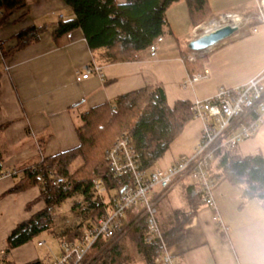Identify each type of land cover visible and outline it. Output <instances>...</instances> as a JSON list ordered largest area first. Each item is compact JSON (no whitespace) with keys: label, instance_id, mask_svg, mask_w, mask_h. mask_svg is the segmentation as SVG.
<instances>
[{"label":"crops","instance_id":"0c3cea01","mask_svg":"<svg viewBox=\"0 0 264 264\" xmlns=\"http://www.w3.org/2000/svg\"><path fill=\"white\" fill-rule=\"evenodd\" d=\"M208 1L209 17L195 26L185 1L172 4L167 8L168 27L157 54L152 57L144 50L139 59L128 62H104L101 50L92 51L79 28L55 40L52 30L60 16L68 19L72 15L64 0H27L26 15L22 17L20 14L24 12H20L0 25V39L7 41L8 46L15 43L14 36L22 29L31 25L46 27L36 42L0 62L3 65L0 66V127L7 124L0 133V149L5 157L4 169L11 172L0 177V255L3 258L16 264L35 260L50 264L56 259L54 252L51 256L39 251L37 246H43L44 240L37 245L30 241L6 252V238L17 223L45 207L44 201L27 207L40 195L38 186L24 192L8 191L22 177L17 166L77 148L76 127L82 112L146 86L161 85L169 106L179 100L206 99L219 87L237 86L264 72V27L255 19L264 0ZM226 13H236L253 21L207 49L202 55L204 67L209 71L207 77L183 87L182 82L189 75L183 57L189 41L195 38L202 23ZM253 26L258 27L257 32H252ZM91 64L100 66L101 73L94 72L78 80V73H84L83 67ZM199 133L200 129L196 140ZM253 138L250 155L264 154V126ZM181 151L162 159L170 166L183 154ZM236 152L245 156L239 146ZM191 183L189 180L178 182L161 199V223L169 224L175 209L189 212L184 192ZM176 186L181 191L180 204L167 200ZM214 195L217 209L200 205L189 215L183 227V239L170 247L176 261L180 264H264V203L258 199L245 200L243 187L231 184L224 177L218 179ZM131 232L120 239L125 261L147 264L133 232L134 247L130 251L124 246V237Z\"/></svg>","mask_w":264,"mask_h":264},{"label":"trees","instance_id":"16d2710c","mask_svg":"<svg viewBox=\"0 0 264 264\" xmlns=\"http://www.w3.org/2000/svg\"><path fill=\"white\" fill-rule=\"evenodd\" d=\"M178 1L181 0H125L123 3L117 0H64L72 15L68 19L61 18L52 30V35L55 40H59L79 28L89 48L92 51L101 50L104 62L135 61L157 37L163 35L168 27L167 8ZM183 1L188 6L194 26L209 17L211 9L208 0ZM26 8L27 0H0V12L3 15L0 25L11 21L20 12H24L20 14L23 17ZM44 29L45 26H28L14 36L15 43L9 46L7 41L2 40V54L8 58L31 42H36ZM204 62L205 57L201 56L194 61L185 58L184 63L188 73L194 74L204 72ZM190 103L179 100L169 106L164 88L157 85L122 94L111 102L82 112L76 127L79 137L77 148L63 150L49 157L42 156L36 162L16 167L23 174L8 192H24L38 186L40 195L37 201H44L45 207L29 219L17 223L6 238V252L26 245L44 232L55 235L60 243L81 239L93 220L113 206L120 188L127 183L126 177L112 173L106 158V151L113 145L117 135L128 133L141 167L145 170L154 169L187 122L194 118ZM6 126L0 127V133ZM236 149L233 147L217 151L211 165L212 175L242 186L245 200L258 199L264 203V154L258 152L256 155L241 156ZM4 162L5 157L0 149V174L6 172ZM51 171L63 176L64 182L54 185L50 178ZM95 180L103 181L106 188L104 193H96ZM76 196L82 197V200L73 203L71 211H79L80 223L66 228L56 225L54 210ZM184 199L190 208L189 212L175 209L169 224L161 223L158 204V222L163 240L169 247L183 239V227L189 215L204 204L202 192L195 183L186 185ZM130 230L135 234V243L147 264H154L163 249L162 241L155 238L152 242H146L148 225L145 218L137 221ZM106 243L101 239L94 244L85 260L90 255H98V264H127L120 241L109 249L105 248ZM3 260L5 264H16L8 261L5 256ZM25 264L46 263L35 260Z\"/></svg>","mask_w":264,"mask_h":264},{"label":"built area","instance_id":"2783aa9c","mask_svg":"<svg viewBox=\"0 0 264 264\" xmlns=\"http://www.w3.org/2000/svg\"><path fill=\"white\" fill-rule=\"evenodd\" d=\"M238 16L242 17L236 13H226L220 15L218 20L224 26L231 24L229 19ZM255 19L258 25L264 27V8L259 9ZM251 21L253 20L248 17L243 26L248 27ZM257 31L258 27L253 26L252 32ZM162 41L163 35L157 37L149 46L148 51L152 57L157 54ZM3 45L0 40V62L5 60L2 54ZM204 52L188 49L185 58L194 61ZM83 69L85 72L78 73V80L88 78L94 72L101 73V67L95 64L85 65ZM208 73L209 71L204 69L203 73L189 74L182 86L188 87L207 77ZM190 104L194 117L202 121L200 140L196 146L188 148L175 163L166 168L143 169L130 135L122 133L117 136L113 145L106 151V158L112 173L126 177L127 183L120 188L113 206L93 220L81 239L60 243L62 252L50 264H95L90 263L89 259L85 260L94 244L101 239L109 242L116 237H122L142 218L146 219L148 225L146 242H152L155 238L162 241L163 249L154 264H180L163 240L157 218L158 204L174 185L189 180L202 192L204 204L217 209L214 191L218 178L212 175L211 165L215 161L217 151L239 146L242 141L254 137L264 126V72L246 83L219 87L212 97L195 99ZM10 173L6 171L0 174V177L11 175ZM50 178L54 185L65 180L55 171L50 172ZM95 188L98 194L106 191L102 180H95ZM3 262L0 255V264H5Z\"/></svg>","mask_w":264,"mask_h":264},{"label":"rangeland","instance_id":"374dc122","mask_svg":"<svg viewBox=\"0 0 264 264\" xmlns=\"http://www.w3.org/2000/svg\"><path fill=\"white\" fill-rule=\"evenodd\" d=\"M263 8H264V6H263ZM0 15H1V17L3 16L1 12H0ZM219 17H216V19H214V18L210 19L209 21L202 23L199 26V29H197L195 37L201 36V34L205 33V31H202L200 29L203 24H206L210 21L215 22L216 20L219 19ZM0 66H3V65H1V63H0ZM76 121L77 120L75 118V122ZM198 129H200V133H199L198 139L196 140L195 138L198 134ZM201 130H202V121L199 118L190 119L187 122V124L185 125L183 131L178 135V137L175 138V140L173 141V143L170 145L169 149L165 153V155H164L165 159H167L169 157V155H171L172 153H175L178 150L179 151L182 150L184 153L188 148L196 146V144L199 142L200 137H201ZM121 134L122 133H119V135H117V136H120ZM254 139L255 138L252 137V138H249L247 140L242 141L239 144V151L241 152V154H243V155H250L251 154L252 149H253V145H254ZM183 145H185L186 147H183ZM166 164L167 163L165 162V160L160 159V161L157 162V164L155 165L154 168H166L169 166ZM180 193H181V191H180L179 186H176V188L172 191V193L170 194V197H168L167 200L171 199L170 200L171 203L174 202L175 204L176 203L180 204V198H181ZM172 199H173V201H172ZM81 200H82V197L76 196L72 199H68L61 207L56 208V210H54V213L56 215V225L58 224L59 226H62V228L63 227L66 228L70 225H75L77 223H80L81 217L77 213L79 211H77L75 213L72 212L71 206L73 203H75L77 201H81ZM36 202H37V200L34 201V203H36ZM132 235H133L132 232L127 234L124 237L125 240L123 241V243L125 244L124 246L127 247L130 251L134 247L133 244H135V243H133ZM122 237H118V238L116 237L115 239L107 242L105 248L106 249H109V247L111 248L112 245H114L116 242L120 241V239H122ZM40 240L45 241L43 246H41V247L37 246L39 251H41L43 253V255L46 253H49L51 256H53L52 252H54V254H55L54 256H56V258L59 257L60 251H61V244L55 235H53L50 232H44L40 236L34 238L32 241L34 242L35 245H37L36 243ZM105 248H104V250H106ZM97 257H100V256L97 255ZM97 257H96V255H92V256L90 255L89 256L90 263L98 264L97 259H99V258H97Z\"/></svg>","mask_w":264,"mask_h":264},{"label":"water","instance_id":"95a60500","mask_svg":"<svg viewBox=\"0 0 264 264\" xmlns=\"http://www.w3.org/2000/svg\"><path fill=\"white\" fill-rule=\"evenodd\" d=\"M242 27V24H228L221 26L215 30L205 32L204 34H201V36L195 37L190 40L188 43V49L194 51H206L210 47L233 35Z\"/></svg>","mask_w":264,"mask_h":264},{"label":"bare ground","instance_id":"6f19581e","mask_svg":"<svg viewBox=\"0 0 264 264\" xmlns=\"http://www.w3.org/2000/svg\"><path fill=\"white\" fill-rule=\"evenodd\" d=\"M230 20V23L231 24H242V25H245V19L243 17H235L234 19H229ZM222 25L219 23V20H216L215 22L214 21H210L206 24H203L201 26V30L204 31V30H208L207 32L209 31H212V30H215L219 27H221ZM199 29V28H198Z\"/></svg>","mask_w":264,"mask_h":264}]
</instances>
